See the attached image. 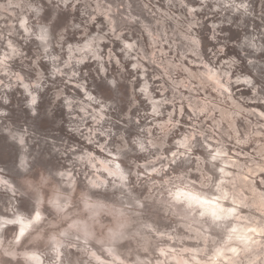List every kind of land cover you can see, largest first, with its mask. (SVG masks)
<instances>
[{
  "label": "rangeland",
  "instance_id": "374dc122",
  "mask_svg": "<svg viewBox=\"0 0 264 264\" xmlns=\"http://www.w3.org/2000/svg\"><path fill=\"white\" fill-rule=\"evenodd\" d=\"M8 2L0 0V5ZM11 2L21 7L7 12L0 8V60L10 51L9 42L20 47L24 55L7 61L9 75L4 74L0 64V108L8 113L0 117V217L10 219L32 209L37 161L41 157L45 163L56 165L53 171L71 173L75 178L72 186L64 184L63 190L74 197L88 190L89 182L95 179L106 180L109 186L113 180L119 183L108 171H96L75 160L76 156L91 153L97 169L111 170L112 157L104 151L107 145L112 155L121 154L117 162L130 171L134 187L130 185L127 193L109 187L107 196L98 189L85 192V198L91 197L92 211L99 213L91 221V228L90 213L70 209L77 213L74 218L82 227L93 234L91 246L99 250L97 240L108 235L125 264H183L190 253L182 249L195 247L194 241L182 239L187 234L183 221L178 216L169 220L156 203L138 208L134 200L139 198L138 190L142 188L147 196L153 183L177 175L200 176L213 163L221 167L220 161L209 159L216 149L225 151L234 162L226 168L233 177L256 180L257 189L264 190L260 188L264 183V90L233 83L239 75L264 80V0H248L251 16L218 8L216 0H207L206 4L205 0H67L66 4L39 0L44 9L40 17L27 10L35 0ZM22 19L33 26L52 25L54 38L60 40L53 54L60 56L61 66L68 59L70 44L83 43L89 36H103L101 55L106 57L104 67L110 71L101 73L97 63L89 59L78 69L75 80L51 77L52 65L41 59L37 43L25 38L20 28ZM61 29L64 39H60ZM194 35L200 41L198 50L190 44ZM124 43L137 45L130 59L123 51ZM233 58L241 65L229 69ZM137 63L140 66L134 69L132 65ZM241 66L246 69L243 73L239 71ZM73 70H77L75 65ZM41 73L50 89L51 103L46 107L49 116L58 103L63 104L62 98L56 99L58 92L63 90L65 96L83 100L77 81L92 85L95 80L103 88L104 75L115 74L120 81L119 91L104 89L114 107L104 113L105 120L97 123L94 110L98 111L99 105L86 110L74 105L65 109L64 118L55 124L56 128L66 129L65 135L56 132L39 139L40 133L23 119L28 97L21 82L34 83ZM221 73H227L226 78L219 79ZM16 76L20 81L10 78ZM145 81L147 94L139 91ZM5 84L14 86L9 89ZM93 94L99 95L95 90ZM3 98L9 103L4 104ZM99 98L103 100L104 96ZM154 101L162 102L156 104L159 115L155 117ZM17 131L29 133L25 138L27 152L10 139V133ZM134 137L150 139L156 147L139 153L131 143ZM185 138L191 140L190 153L180 146ZM52 181L56 185L63 183L58 176H53ZM58 223L49 221L52 227ZM149 224L154 234L146 228ZM17 230L16 225L4 228V238L11 239ZM76 234L70 233L66 239L72 242ZM34 240L35 237L27 246ZM63 264L91 262L77 243L76 248L65 250Z\"/></svg>",
  "mask_w": 264,
  "mask_h": 264
},
{
  "label": "clouds",
  "instance_id": "9594fccd",
  "mask_svg": "<svg viewBox=\"0 0 264 264\" xmlns=\"http://www.w3.org/2000/svg\"><path fill=\"white\" fill-rule=\"evenodd\" d=\"M60 2L66 4L67 0H60ZM206 3L207 0H205ZM216 4L218 8H230L234 13L243 16L252 15L248 0H216ZM13 7L19 8L21 5H14L11 0L0 5L4 12ZM27 10L35 13L36 17H40L44 12V9L39 5V0H35V3H29ZM196 10L193 9V11ZM74 27H79V25H74ZM20 28L25 33L27 40L37 43L41 59L52 65V71L49 75L53 78L67 77L70 80H75L79 74L78 69L84 66L89 59L97 63L101 73L110 71L104 67L106 57L101 55L103 36H89L83 43L70 44L67 48L68 59L63 61L61 66L60 56L53 54V47L60 40L54 38L51 24L33 26L27 19H22ZM63 32L64 30L61 29L60 39H64ZM190 44L195 50H198L200 41L194 35L190 39ZM7 47L10 51L5 52L3 59L0 60V64L4 66L5 75H9L7 61L24 55L20 47L11 42L8 43ZM251 47L255 48L256 46L251 45ZM136 49V43L123 44L126 58L130 59L131 54ZM73 65L76 66L77 70H73ZM235 65H241V62L233 58L228 67L231 69ZM139 66L138 63L132 65L134 69ZM64 69H69V71L65 72ZM239 71L243 73L246 69L241 66ZM226 76L227 73H221L218 78L224 79ZM10 78L20 81L18 76ZM102 83L103 88L95 80H93L92 85L77 81V87L83 91V100L78 97L65 96L61 90L56 94V99L62 98L63 104L58 103L53 114L49 116L46 107L51 103L50 89L43 73L37 77L34 83L21 82L24 94L28 97L24 105V122L34 131L40 133L39 139L56 132L63 136L66 134V129L63 126L56 128L55 124L57 120L64 118L65 109H72L74 105H77L82 110H86L95 104L100 106L98 111L94 110L96 122L100 123L106 118L104 113L114 107L112 97L104 95V89L115 93L119 91L120 86V81L115 74L104 75ZM233 83H242L250 89L260 86L264 90V80L253 78L250 75H239ZM13 86L5 84V87L9 89ZM86 88L89 90L84 91ZM93 90L99 95H94ZM139 91L147 94L148 84L146 81ZM100 95L104 96L103 100L99 98ZM3 103L8 104V99L3 98ZM157 103L162 105V102H153V117L159 115ZM7 114L5 109L0 108V117ZM28 135L27 131L11 132L10 139L15 140L21 149L27 152L29 145L26 144L25 138ZM101 135H107V133L102 132ZM131 143L139 153H146L156 147L152 140L146 141L140 137H134ZM190 144V138H185L180 146L190 153ZM104 151L112 157L109 161L113 165L111 170L106 167L97 169L95 158L91 153L76 156L75 160L82 166L87 165L96 171H108V175L118 178L119 183L113 180L109 186L106 180L95 179L89 182L88 190L75 197L72 192L63 190L64 184L71 187L72 180L75 179L71 177L70 172L53 171L52 169L56 165L51 162L45 163L42 157L37 161L35 176L38 178L35 179L33 186L35 199L32 209L15 214L10 219L0 217L2 220L0 223V264H5V258L8 264H63L65 250L76 248L77 243L82 245L91 264H125V261L121 259V256L112 246L111 238L108 235L97 240L100 247L99 250L94 249L90 244L93 234L82 227L81 222L74 218L77 213L70 211V209L79 208V214L90 213L88 228H91V221L99 213L92 211L91 197L85 198V192L90 193L92 189H98L107 196L109 187L121 189L124 193L129 191L130 185L134 187L130 181V171L125 170L121 163L117 162L121 154L117 152L112 155L107 145H105ZM225 158H227L225 151L222 149L213 150L209 159L210 161H220L221 167H217L213 163L200 176L185 174L169 177L168 180H162L159 184L153 183L152 190L147 196L143 195L141 188L138 190L139 198L134 199L136 206L140 209H144L145 205L151 206L156 203L162 206V211L169 220L172 216L181 218L187 232L182 239L195 242V247L182 249L183 252L190 253L188 260L184 261L183 264H264V190L257 189L256 180L244 181L239 177H233L226 168L234 162L230 161V158ZM53 176L60 177L63 183L61 185L54 184ZM4 183L8 185L7 181ZM260 188L264 189V183L260 184ZM207 209H211V211ZM51 219L58 220L59 223L52 227L49 224ZM9 225L18 226V230L11 239L6 240L3 230ZM146 228L153 234L155 233L151 224L147 225ZM108 232L111 233V229H108ZM70 233H77L72 236V242L66 239ZM34 237V242L27 246V242L33 240ZM135 264H139V262L137 261ZM162 264H166V262H162Z\"/></svg>",
  "mask_w": 264,
  "mask_h": 264
}]
</instances>
